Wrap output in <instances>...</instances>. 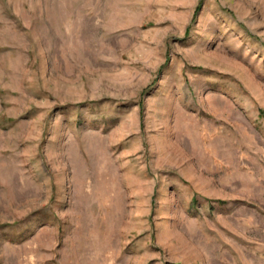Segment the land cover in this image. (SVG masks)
<instances>
[{"label":"rangeland","instance_id":"obj_1","mask_svg":"<svg viewBox=\"0 0 264 264\" xmlns=\"http://www.w3.org/2000/svg\"><path fill=\"white\" fill-rule=\"evenodd\" d=\"M0 264H264V0H0Z\"/></svg>","mask_w":264,"mask_h":264}]
</instances>
